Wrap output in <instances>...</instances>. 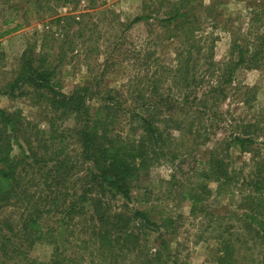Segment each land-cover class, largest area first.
Listing matches in <instances>:
<instances>
[{
	"label": "trees",
	"instance_id": "trees-1",
	"mask_svg": "<svg viewBox=\"0 0 264 264\" xmlns=\"http://www.w3.org/2000/svg\"><path fill=\"white\" fill-rule=\"evenodd\" d=\"M191 1L160 3L168 9L161 19L142 15L122 23L116 18V44L143 23L165 29L166 38L176 39L180 48L171 65L153 51L120 55L138 67L116 89L101 88V81L94 79L62 91L57 75L66 57L63 48L67 45L73 52V42L86 35L90 41L95 28L74 17L53 21H66L57 60L51 61L48 53L35 55L32 48L22 53L1 94L29 100L46 114V125L24 120L17 110L0 109L1 264H175L163 233L155 239L156 247H147L150 233L161 226L150 215L148 189L142 185L151 168L174 162L165 182L167 198L187 202L189 213L211 226L218 246L213 264H264V155L251 149L258 138L255 126L245 124L230 141H217L192 157L206 144L207 125L222 117L219 106L235 73L262 64L264 35L254 38L257 43L235 39L229 59L216 63L213 44L208 47V39L198 35L194 11L201 3ZM69 31L71 40L66 41ZM107 56L103 72L115 65ZM14 144L17 155L12 153ZM232 146L251 156L245 177L239 178L227 161ZM187 159L194 164L183 172ZM209 183H215V190ZM212 192L227 197L229 206H206ZM117 197L123 201L120 206ZM37 244L52 247L46 262L29 256Z\"/></svg>",
	"mask_w": 264,
	"mask_h": 264
},
{
	"label": "rangeland",
	"instance_id": "rangeland-1",
	"mask_svg": "<svg viewBox=\"0 0 264 264\" xmlns=\"http://www.w3.org/2000/svg\"><path fill=\"white\" fill-rule=\"evenodd\" d=\"M175 1L0 0V36L4 31L21 25L19 30L0 37V109L8 112L17 110L24 120L45 127V113L33 107L25 98H9L2 95L1 89L10 79V71L27 48H32L35 55L48 53L51 61L54 58L57 60L61 52L60 43L65 41H61L63 36L61 27L66 21L53 22L56 18L74 17V21L86 23L87 28L95 26L90 41L86 40V35L73 42V52H68L67 45L63 48L66 57L58 70L57 79L64 93H68L75 86L93 82L94 79L101 81V88H119L129 80L134 69L138 67V63L120 56L124 53L129 58L133 55L144 56L145 51H153L154 56L163 64H173L180 48L176 39L166 38L169 33L163 28L148 27L139 23L125 32L119 44H116L115 36L119 35L116 18L122 23L142 15L161 19L168 13V9L166 6L160 7L159 4ZM190 3H201L194 11L199 22L198 35L204 40L208 39L206 43L208 47L213 44V60L216 63H223L229 59L230 45L235 39L255 42L254 38L257 35H264V0H192ZM206 8H211L209 15L205 12ZM61 32V37H58ZM49 35H52L55 41ZM71 35L69 31L66 41L71 40ZM83 41L85 42L82 44ZM104 43H107L106 49ZM106 52L110 58L108 62L115 65L103 72L102 61L106 58ZM230 87L228 96L219 106V114L222 117H216L207 125L210 127L209 135L206 136L208 139L205 146L201 145L192 152L194 159L204 149L213 147L217 141L224 139L230 141L241 132V127L245 124L254 125L256 128L254 133L258 136L251 149L264 155V60L259 69L238 70ZM202 139L205 140L201 138V141ZM184 144L190 147L189 149L192 148V143L186 138ZM12 153L19 154V148L15 144ZM250 157L248 151L241 153L235 146L229 149L227 161L239 178L245 177L251 171V165L246 167ZM189 163L194 164L193 159H187L183 164V172ZM175 164L177 162L153 167L142 177V185L148 189L146 198L149 201L147 207L150 215L154 222L161 226L158 231L153 230L150 233L147 247H156L158 242L155 239L163 233L175 264H213L218 246L213 239L211 226L199 217L191 215L187 202L180 201L175 196L167 198L165 182L173 173ZM176 179H181L180 174L176 175ZM208 186L211 191L215 190V183H209ZM122 203V199L117 197L116 205L120 206ZM229 203L227 197H216L212 192V196L204 204L216 208L229 206ZM17 216L15 212L13 218ZM61 240L62 237L57 238L58 243H61ZM51 251L50 245L37 244L28 253L31 258L46 262Z\"/></svg>",
	"mask_w": 264,
	"mask_h": 264
}]
</instances>
